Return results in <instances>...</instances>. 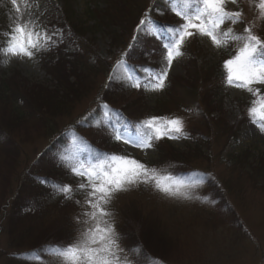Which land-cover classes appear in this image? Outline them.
<instances>
[{
	"label": "rangeland",
	"instance_id": "obj_1",
	"mask_svg": "<svg viewBox=\"0 0 264 264\" xmlns=\"http://www.w3.org/2000/svg\"><path fill=\"white\" fill-rule=\"evenodd\" d=\"M152 1L16 0L14 5L12 0H0V25L10 35V29L15 23L27 22L28 27L40 33L42 37L45 30L56 31L58 36L55 39H58L61 30L53 22L57 21L58 17L62 18L63 12L71 27L81 29L88 26L82 37L80 55L88 60L90 65L99 64H96V67L100 71L105 66L104 73L98 72L97 80L93 75L92 78L97 81L96 85L100 88L103 87L101 82L105 80L106 83L117 86L118 89L111 96L110 103L125 107L137 124L151 116L178 117L184 123V135L179 139L164 137L153 142L154 148L140 150L123 142H116L111 138L112 131L104 130L101 124H96L83 131L93 140L92 150L90 146L85 148L82 141L76 139H62L56 144L53 143L54 145H49L51 140L42 139L43 119L41 122L31 120L27 125L30 134L25 135L23 132L26 124L15 126L12 130L15 135L10 144L13 146L12 152L8 153L0 145V169L3 164L7 165L11 173L7 181H13L14 187L15 179L20 173L23 174L31 168L38 174H47L72 150H89L94 155L98 151L119 154L127 152L148 166L157 158L159 147L169 145L175 150L186 151L192 141L187 137L189 130L199 128L204 136H208V147H202V151L204 150L203 156L209 159L204 160L200 157L191 162L193 167L212 174L213 179L217 181L214 184L215 187H219L216 190H220L218 192L221 197L215 195L217 196L215 198L202 183L182 181L157 170L158 175L170 177L168 183H182L188 198L167 197L159 192L154 184L140 185L116 194L108 203L103 204L104 214H100L87 204V192L78 187L83 181L80 177L74 176L69 169L64 174L67 180L64 184L71 183L73 190L67 197L59 191L57 195L46 199L49 215L39 218L37 215L27 213L22 219L14 221L11 234L0 232L1 251L17 250L14 245L19 236H22L25 242L33 241L36 237L35 227L39 222L48 225L53 216L65 214L70 220L71 227L75 229V238L71 244L82 243V238L90 229H101L103 232L111 229L112 238H115L120 249V264H135L118 239L122 212L135 208L145 220L157 227L159 235L166 238L168 244L172 246L169 264H264V131L261 130L264 120L259 116L260 100L264 98V85L254 83L251 85L253 92L250 93L247 88L225 82L221 94L224 117L219 119V113L213 112L208 124L204 123L205 120L199 118V115L183 110L178 105L174 106L175 102L169 100L166 87L157 92L132 88V81L127 79L131 73L127 56L134 55L133 60L135 59L138 65L137 69L144 75L145 68L159 71L165 64L163 59L165 50L162 45L167 41L164 34L168 28L182 22L172 9L184 11L185 5L189 10L192 7L191 0H164L166 10H153ZM256 3L257 0H237L236 4H232L229 0L227 8L243 10L245 22L233 24L227 21L222 25L224 31H228L230 35H237L242 33L247 23H251L255 34L264 37V18L259 16ZM104 14L114 25L110 29L104 27L105 30L98 26L92 27L94 19L102 18ZM141 19L150 22L138 29L137 25ZM157 29L160 31H156ZM153 32L155 34H143ZM111 33L115 42L110 41ZM136 36L140 37L141 42L133 39ZM49 43H44L41 39L43 46L40 51L48 48ZM129 44H134L135 47L129 49ZM141 44L146 46L137 49L136 46ZM6 45L7 42L0 47V78L14 72L32 86L43 85L50 90L54 88V81L41 68L37 58L14 57L4 51ZM238 47L239 43L232 41L229 49L236 52ZM146 49L148 52H145ZM220 49L221 47L217 48L211 43L210 38L198 34L189 38L181 49L182 55L174 59L173 66L169 69L166 86L174 80L185 79L186 75L199 65L223 66ZM125 52L127 55L122 56ZM118 60H123L126 64L118 65ZM97 91L88 98L75 102L73 106H67L68 109L66 107L67 110L63 109V113L59 115L51 116L49 113L43 115L58 131L78 115L94 108L92 100L96 97ZM174 93V99H189L180 88H174ZM253 101L256 103L253 104ZM250 107H256L257 113L250 114ZM10 119L12 118L7 106L4 108L0 105V124L5 127ZM226 122L235 127L234 133H228ZM145 131L143 127L132 128L129 125L127 135L136 138ZM88 156L83 160L87 161ZM5 184H2L0 179V211L3 203L2 194H5L7 188ZM76 201H79V204ZM102 234H96V240L101 239ZM0 264L8 263L0 258ZM27 264L68 262L56 252Z\"/></svg>",
	"mask_w": 264,
	"mask_h": 264
},
{
	"label": "trees",
	"instance_id": "obj_2",
	"mask_svg": "<svg viewBox=\"0 0 264 264\" xmlns=\"http://www.w3.org/2000/svg\"><path fill=\"white\" fill-rule=\"evenodd\" d=\"M164 2V0H153V10H166ZM53 23L61 30L60 38L56 39L59 42L56 44L49 43L48 48L39 51L34 57L37 58L45 73L50 75L54 81V88L50 90L43 85L32 86V84L24 82L14 72L0 78V105L4 106V108L7 106L12 118L5 127L0 124V145L8 153L13 150V146H10L12 139L15 138L12 130L15 126H24L26 124L23 132L25 135L30 134L27 130V125L31 120L41 122L43 119L44 129L42 128V130H44V135L42 139L51 140L49 145L56 144L62 139H76L77 141H82L85 148L90 146L92 150H94L92 146L93 140L83 131L92 128L96 124H101L104 130L112 131L110 121L114 122L116 120L127 122L132 128L137 125V122L125 107L115 106L110 103L112 101L111 96L118 89L115 84L106 83L105 80L101 82L103 87L100 88V86L96 85V76L98 72L104 73L105 66L100 71L96 67L97 63L95 66L90 65L88 60H85L80 55V52H82L80 51L82 37L88 26H83L81 29L71 27L67 23L63 12L62 18L58 17V20ZM113 25L104 14L102 18L94 19L92 27L98 26L100 29L105 30L104 27L110 29ZM112 35L111 33L110 41L115 42ZM8 39V32H5V28L0 25V47L5 45ZM138 42L141 41L139 40ZM144 45L141 44L136 47L140 50ZM231 45L232 41L229 47H221L219 50L222 63L224 59H228L235 54V50L229 49ZM145 52H148V50ZM133 57L134 55H128L126 58L131 68V74L143 79L144 74L138 71V65L135 59L133 60ZM92 75L96 80L92 78ZM225 77L226 71L222 65L220 67H203L199 65L187 74L185 79L170 82L169 86H166V92L170 97L169 100L175 102L174 106L178 105L183 110H188L196 116L199 115V118L204 119V123L208 124L210 115L213 112L219 113V119L224 117L221 94L226 82ZM108 85L110 87H107ZM174 88H180L189 99H174ZM96 90H98L97 95L93 99L94 101L92 100L95 105L94 108L86 111L85 114L78 115L64 127L59 128L58 131H56L57 129L51 121L43 115L45 113H49L51 116L59 115V113H63V109L67 106H73L75 102L88 98ZM105 105L108 107H105ZM226 126L228 133H234L235 127L233 125H229L226 122ZM187 137L192 141L190 143L191 146L186 151L175 150L169 145L159 147L157 158L152 160L148 166L160 171L162 174L170 175L182 181L202 183L211 195L221 197L218 192L220 190H216L219 187H215L214 183L217 181L213 179L212 174L203 169L193 167V162H191L200 157V159L204 160L209 159L207 156H203L204 150L202 151L203 148L208 147V136H204L199 128H194L189 130ZM24 142L26 141L24 140ZM123 153L128 155L127 152ZM88 155L94 156L89 150H72L67 157L62 159L59 165H56L47 174H38V172L28 168L15 179L14 187H12L13 181H7L11 177V173L7 169V165L3 164L0 169V179L2 184L6 183L5 186L7 185V188L5 194H2L0 232L4 231L7 234H11L14 221L18 218L22 219L27 213L29 215H37L39 218L49 215L48 206L45 203L46 199L52 195H57L59 187L67 182L64 174L71 168L72 160L77 157L83 160ZM120 222L118 239L135 264L170 263L169 253L172 250V246L168 244L166 238L159 235L157 227L145 220L138 210L132 208L122 212ZM39 223L35 227L37 230L33 241L25 242L23 237L19 236L18 240H16V245H14L17 250L11 252L0 250V258H3L8 264H27L56 253L55 250L57 248H66L75 238V229L71 227L70 220L65 214L53 216L48 225Z\"/></svg>",
	"mask_w": 264,
	"mask_h": 264
},
{
	"label": "snow or ice",
	"instance_id": "obj_3",
	"mask_svg": "<svg viewBox=\"0 0 264 264\" xmlns=\"http://www.w3.org/2000/svg\"><path fill=\"white\" fill-rule=\"evenodd\" d=\"M230 2L236 4L237 0H230ZM12 3L15 5L16 0H12ZM228 3L229 0H191L190 10L187 5H185L184 11H176L173 8L172 10L181 18L182 22H178L175 27L168 28L164 34L167 41L162 45L165 50L163 53L165 64L159 71L145 68L143 79L129 73L127 79L132 81L131 87L153 92L164 89L174 59L182 55L181 49L186 41L197 34L210 38L211 43L217 48L229 47L231 41L239 43L235 54L223 61V67L227 73L226 82L229 85L236 84L237 87L247 88L250 93L253 92L251 85L254 83L264 85V37L255 34L251 23H247L242 33L237 35H230L228 31H224L222 25L227 21L233 24L245 22L243 10H229L226 6ZM256 7L259 10V16L264 18V0H257ZM149 22L141 19L137 28L141 29L145 23ZM143 34H155V32ZM57 36L56 31L45 30L42 37L40 33L30 29L27 22L15 23L10 29L4 51L14 57L32 59L43 46L41 39L44 40V43L55 44L59 42L55 39ZM133 39L139 41L140 37L136 36ZM134 47V44L128 45L129 49ZM123 55H127V52ZM117 64L122 65L126 62L118 60ZM110 79H116V77H110ZM255 103L256 101H253V104ZM105 107L108 106L105 105ZM249 113L256 114L257 108L250 107ZM259 116L261 120H264V98L260 100ZM110 124L112 139L140 150L154 148L153 142L164 137L179 139L184 135V123L178 117L151 116L136 125L137 128L146 129L142 135H138L136 138L127 135L129 127L127 122L116 120L110 121ZM261 130L264 131V125L261 126ZM70 171L74 176L81 178L83 182L79 183V189L87 192V204L100 214H104L103 204L108 203L116 194L140 185L154 184V187L167 197L188 198L182 183H168L170 177L158 175L156 169L149 168L131 155L98 151L87 161L79 157L72 160ZM58 190L67 197L73 188L71 183H68ZM76 203L79 204V201ZM95 214L93 213V215ZM99 233H103L101 238L107 239L108 245H111L113 249L116 248L111 229L107 232H103L101 229H90L87 236L90 240L95 241L96 234ZM55 251L68 264H98L101 259L96 255L95 250H85L77 244H68L66 248H57ZM105 264H111V262L105 258Z\"/></svg>",
	"mask_w": 264,
	"mask_h": 264
},
{
	"label": "clouds",
	"instance_id": "obj_4",
	"mask_svg": "<svg viewBox=\"0 0 264 264\" xmlns=\"http://www.w3.org/2000/svg\"><path fill=\"white\" fill-rule=\"evenodd\" d=\"M112 239L116 244L115 250L111 247V245H108L107 239L101 238L99 240L92 241L87 235L82 238V243L79 245L85 250H95L96 255L101 258L98 261V264H105V258L107 261H110L111 264H120V249L115 238Z\"/></svg>",
	"mask_w": 264,
	"mask_h": 264
}]
</instances>
